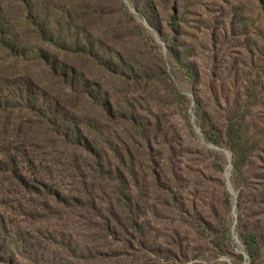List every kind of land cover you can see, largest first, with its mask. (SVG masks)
<instances>
[{"label":"rangeland","instance_id":"rangeland-1","mask_svg":"<svg viewBox=\"0 0 264 264\" xmlns=\"http://www.w3.org/2000/svg\"><path fill=\"white\" fill-rule=\"evenodd\" d=\"M190 1L198 6L199 15L182 25L187 37L179 40L166 25L147 22L142 12L147 4L144 0L37 1L40 10L52 13L54 26L73 7L82 12L99 7L109 13L97 19L93 28L87 23L75 27L80 38L91 34L95 41L101 40L97 50L104 58H90L88 63L89 59L80 57L79 71L86 70L101 82L96 100H106L105 92L114 101L129 99L142 108L139 115L151 125L145 137L135 136L139 145L130 141L134 160L126 170L127 201L117 204L109 188L97 191L105 217L112 216L111 205L115 209L112 220L116 221L109 233L98 227L104 224L101 220L79 212L33 226L11 209L13 196L5 187L0 192V264H264V43L258 44L261 55L250 53L255 43L246 39L215 44L204 29L205 8L218 16L221 2ZM122 4L135 17L134 22L128 21ZM21 5V0H0V15L13 28L10 36L25 41L34 35L19 30L24 14ZM166 36L170 44L184 50L182 64L170 54L173 46L163 41ZM184 42L185 47H180ZM1 50L0 64L8 58ZM111 50L130 67L119 64ZM10 60L1 73L4 77L14 66V59ZM39 67L36 71L45 75V67ZM192 69L197 71L195 77L189 73ZM20 70L25 72V66L19 64L15 71ZM228 102L237 107L243 137L256 145L239 176L223 127ZM199 106L219 121V144L210 141L199 125ZM90 220L92 230L87 228ZM18 230L25 233L20 244L10 245L8 239L10 250H5V238ZM243 232L258 235L261 249L257 260L250 258ZM67 236L81 254L70 257L64 253L61 242Z\"/></svg>","mask_w":264,"mask_h":264},{"label":"trees","instance_id":"trees-1","mask_svg":"<svg viewBox=\"0 0 264 264\" xmlns=\"http://www.w3.org/2000/svg\"><path fill=\"white\" fill-rule=\"evenodd\" d=\"M37 1L21 0L24 14L18 27L34 35L29 40L10 36L13 28L0 15L1 52L8 54L0 64V192L8 187L7 194L13 196L14 203L11 209L33 226L61 221L79 212L101 220L104 226L99 223L98 227L109 233L116 221L112 220L115 209L111 205L112 216L105 217L97 191L109 188L117 204L127 201L126 170L129 161L134 160L129 151L130 141L139 145L135 136L145 137L151 123L139 115L142 108L129 99L114 101L105 92L106 100H96L97 90H102L101 82L93 80L86 70L79 71L80 57L89 59L88 63L90 58H104L97 50L101 40L95 41L91 34L80 38L74 33L75 27L87 23L93 28L97 19L102 20L109 13L99 7H89L83 12L73 7L63 12L65 20L54 26L50 22L52 13L40 10ZM144 1L147 4L142 12L147 22L152 26L156 22L166 25L178 40L187 37L182 28L187 19L199 15L198 6L190 0ZM219 1L220 15L205 8L204 29L210 32V39L215 44L246 39L255 43V50L250 53L261 55L258 44L264 43V0ZM137 7L141 9V3ZM121 8L128 21L134 22L128 7L122 4ZM156 30L163 34L160 27ZM142 32L147 34L146 27H142ZM163 41L173 46L170 54L182 64L184 50L170 44L167 36ZM180 47H185V42ZM111 55L119 64L130 67L118 53L111 50ZM10 59H14V66L9 67L12 71L4 77L1 73ZM19 64L25 66V72L15 71ZM40 65L47 70L45 75L36 71ZM189 73L195 77L197 71L192 69ZM223 111V127L235 153L234 169L239 176L256 145L249 137H243L237 107L228 102ZM197 115L209 140L219 144L222 138L219 121L209 117L204 107L199 106ZM134 221L138 223L136 215ZM93 227L90 220L87 228ZM24 234L18 230L6 237L5 250H10L8 239L10 245L18 246ZM67 238L61 242L64 253L70 257L81 254L71 237ZM241 238L250 258L257 260L261 249L258 235L243 232Z\"/></svg>","mask_w":264,"mask_h":264},{"label":"water","instance_id":"water-1","mask_svg":"<svg viewBox=\"0 0 264 264\" xmlns=\"http://www.w3.org/2000/svg\"><path fill=\"white\" fill-rule=\"evenodd\" d=\"M212 146V145H211ZM231 157V156H230ZM233 167V159H231V164H230V168H232ZM237 238V241H238V243L240 244V245H242V243H241V241L239 240V238L238 237H236ZM245 253V255H246V258L248 259L249 258V256L246 254V252H244Z\"/></svg>","mask_w":264,"mask_h":264}]
</instances>
